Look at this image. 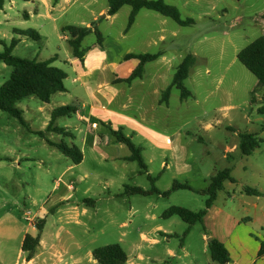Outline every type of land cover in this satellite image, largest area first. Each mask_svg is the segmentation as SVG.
<instances>
[{"label":"rangeland","instance_id":"374dc122","mask_svg":"<svg viewBox=\"0 0 264 264\" xmlns=\"http://www.w3.org/2000/svg\"><path fill=\"white\" fill-rule=\"evenodd\" d=\"M173 2L179 6L181 17L192 18L195 24L178 27L169 20L171 27L178 29L180 34L175 39L173 49L167 48V57L171 62L155 67L153 71L157 69L161 75L159 87L166 88L181 59L189 53L195 54L196 64L184 84L193 98L181 101L179 91L173 88L168 106L148 109L143 119L170 138L176 148L179 145L178 149L183 154H188L190 169L185 175H192L190 178L215 175L230 167L231 175L258 190L260 200L257 202L260 208L264 207V114L257 112L264 89L256 87V78L236 58L237 53L260 34V30L251 21L264 12V0ZM106 6V0H70L52 11L37 0H11L0 9V52L3 51V44L9 45L13 38L20 39L12 50V56L44 61L56 55L57 60L52 65L63 69L69 77L64 82L69 93H57L50 98L49 103H43L35 96L16 103L15 108L21 112L27 127L8 113L0 111V253L10 257L6 264L13 263L20 249L22 234L24 230L30 229L29 221L26 220L27 212L29 218H35L41 212L39 210L47 212L61 198L68 200L71 207L76 204L81 207L83 199H92L97 207V222L91 223L89 232L84 233L72 224L66 225L68 232L62 236L61 248L65 264H70L72 257H78L86 264L90 248L111 244L121 245L129 260L135 257L134 262L137 264H175L167 256V251L171 249L178 252L182 240L186 242L189 258L207 264L210 254L208 249L203 253L202 226L199 223L193 225L190 234L186 236L184 233L188 226L178 217H173L171 222L158 218L156 224L140 219L150 205L155 206V214L162 213L170 206L191 211L201 210L204 208L205 196L189 190H178L167 197H158L156 193L147 196L123 195L124 188L120 187L116 178V175H126L123 183L128 187L138 186L150 190L154 186L169 190L170 175H177L180 164L164 145L154 146L138 136L132 141L141 148L140 154L149 175H164L159 183L153 185L136 162L113 159L103 161L101 156L104 155L92 153L89 147L84 146V161L79 166L73 165L56 148L49 146L44 137L33 133L45 129L55 108L71 104L78 108L81 106V103L75 102V98L83 94L82 88L79 83H72V71L66 62L72 55L71 48L67 43L68 34L62 29L69 25L85 26L96 16L99 19L97 28L102 35L114 36L120 28L126 27L131 7L125 6L111 23L100 18L103 14L97 15ZM17 30L36 31L41 39L20 36L15 34ZM95 41L96 36L91 33L84 39L83 47L92 48L90 46L95 45ZM130 63L123 62L118 73L122 75ZM12 71L13 67L0 61V86L9 79ZM254 89L255 95L252 94ZM130 93L134 94L133 90ZM123 97L120 94L118 99ZM131 98L129 114H136V100L133 96ZM252 98L254 102H251ZM75 123L77 121L73 116L57 120L59 126L73 134V139L62 140V137L54 133L45 136L55 143L62 140L69 146L71 143L79 146L85 126H79L81 130L78 131L75 130ZM100 129L103 128L100 126ZM102 133L105 134V131ZM247 133L257 134L258 139H261L260 147L248 157H237L233 161L230 157L225 159L224 149L239 141V134ZM151 140L157 141L156 138ZM108 141L110 146L119 147V150L116 149L118 156L130 153L127 146L116 142L110 133L104 138V142ZM93 175H99V179L93 180ZM103 175L115 176L109 187L104 186ZM68 185L72 186L71 190L67 188ZM191 186L198 191L203 188L198 179L193 180ZM235 192V205L240 203V198L249 199L245 194L239 197L237 190ZM117 193L120 194L118 197H109ZM223 198L221 194L218 203L230 208L228 199L224 201ZM64 208L61 207V211ZM250 211L252 215L253 210ZM157 224L177 236L167 238V242L155 232ZM261 227L264 229L261 220L250 227L251 235L257 241L261 239ZM153 239H157L158 243L153 244Z\"/></svg>","mask_w":264,"mask_h":264},{"label":"crops","instance_id":"0c3cea01","mask_svg":"<svg viewBox=\"0 0 264 264\" xmlns=\"http://www.w3.org/2000/svg\"><path fill=\"white\" fill-rule=\"evenodd\" d=\"M10 1L11 0L6 2ZM37 1L40 4H44L47 9H52V11L59 7L62 3L70 2V0H58L57 3L53 5V0ZM164 1L165 3L174 5L179 9V6L175 2H173L176 0ZM125 6L121 7L115 15L109 17L106 16V12L108 9L107 4V6L105 8H102L97 15L103 14L101 17H104L105 21H109L112 23L118 16L119 12L123 10ZM263 14L264 12L259 14L258 16H255L251 21V24L260 30L259 36L264 33ZM95 20H97V18L96 16H93L92 22ZM169 20L173 21L172 19L165 17L155 11L141 9L137 13L135 21L128 31H125L126 27H124L120 28L114 36H111L110 34H106L105 36L102 35L103 49H98L95 45L90 46L92 48L83 47V40L82 48L86 49L87 51L83 56V61L81 62L73 58L72 55L66 60L67 64L70 66V69L72 71V83H79V86L82 88L83 94L80 96V98H75V102L81 103V106L78 108V106L74 104L69 105L75 108V113L61 118H69L73 116L77 121V123H75V130L80 131L81 127H83L81 125L85 126V129H82L83 136L81 145L76 146L75 144L71 143V145H74L80 149L82 153L81 163L84 161V146L89 147L92 153L95 152L97 155H104L101 156V160L103 161L109 159H113L114 161H127L126 159L130 155V153L124 154L123 157H120L117 155L116 151V149L119 150V147L116 148L112 144L110 146V144H108L110 143L109 141L104 142L105 135L107 137L108 133L111 134V130H117L121 128L122 132L126 136H129L132 141L136 136H138L142 137L149 144H155L157 147H161L160 145H164L166 149L171 152L172 156L177 157L180 164V171L177 173V175H170L171 178L168 182L171 183V186L174 182L180 184H187L193 189V191L198 192V190H196L194 186H191L192 181L198 179L199 183H201V186L203 185L202 190H205L208 186L210 177L213 175H198L197 178H195V176L194 178H190L192 175H185L189 172L190 169L187 162L188 154H183L178 149V147H180L179 145H177L176 148L170 138L165 136L163 132L159 133V130L157 131V128H154L152 125L148 124L147 121L144 120L145 118L143 119V116H146L148 114V109L153 110L157 107L160 108L162 106H168L166 104L159 103L161 92L165 88L159 87L158 82L160 81L161 75H159L157 69L153 71V68L158 67L160 65L164 66L167 65L168 62H171L167 57V48L170 50L173 49L172 46H174L175 39L180 33L178 29L171 27ZM90 24L91 23H86L85 26H89ZM169 45L171 46L167 47ZM144 53H161V55L156 60L147 62L144 66V72L142 77L133 80L130 85H127L123 82L114 83L116 79L127 78L138 64L137 59L125 60V56L127 54ZM193 55L195 56V54ZM123 62L131 63L129 64L128 69L124 71L121 75L118 73V69L120 66H122L121 64ZM68 79L69 77L67 74L65 81ZM65 88L66 91L60 93H69V88L67 86H65ZM132 90L134 94L130 93ZM120 94L124 96L122 99H118ZM131 96H133L136 100V114H129V110L132 107L131 105L133 100ZM84 99H87L88 102ZM56 125L59 126L57 124V121ZM100 126L101 128H103L102 130L100 129ZM65 130L67 134H69V137L67 138L73 139V134L67 128H65ZM103 131H105V134L102 133ZM50 133L52 132L45 133V135ZM152 138H156L157 141H152ZM62 140H64L63 137ZM238 143L239 141L235 142L232 146H227L224 149L223 157L225 159L230 157L233 161L237 157H248L241 154L238 148ZM106 150H110L111 152L107 153ZM112 150L114 152H112ZM228 153H232V155L236 153L237 155H233L234 157L230 155L228 156ZM80 164H77V166H79ZM161 166H163V163H161ZM166 167L168 168V164H166ZM229 169L230 176L235 179V182H223L222 188L217 191L216 198L212 206L208 209L202 221L199 222V224L202 226L203 253H205L206 249L209 250V241L212 239H216L217 241L222 243L225 249L227 250L228 262L226 264H264V257H258L259 241H257L256 238L251 235L250 229L251 225L254 222L261 220V222L264 223V207L260 208L259 203L257 202L260 200V195L256 196L245 194L243 192L244 187H249L251 189L255 188L250 187V184L242 180L241 178L235 175H231L232 170L230 167ZM144 173L146 174L145 176L154 178L153 185L159 183V181L164 176L153 175L154 177H152L148 173L147 166ZM116 176V178L119 180L120 187H126V185L123 183V181L126 179V175ZM92 179L98 180L99 175H93ZM114 180V175H103V182L105 184V187H109L111 183L114 182ZM67 188L71 190L72 186L68 185ZM138 188H141L145 191L148 190L142 187ZM156 189L159 192H165V190H162L160 188ZM236 190L240 195L239 197L245 194L249 199L240 198V203L238 205H235L234 198L236 197ZM221 194L224 197V201L226 198L228 199V202L230 203V208L224 207L218 203V199L220 198ZM110 195L111 196L109 197L114 198L118 197L120 194L117 193ZM156 195L158 197H161V195L159 194ZM80 206L81 207L76 204L74 207H71L68 200H64V198H61V200L57 204L50 207L47 212L44 210H39L41 212H38V214L41 213V218H39L40 214H37L35 218H29V213L27 212L26 220L27 218L29 219L27 221H29L28 226L30 229L24 230L22 234V239L26 234L35 236L37 234V221L40 219L45 220V224L39 238V248L36 255L31 260L27 261L25 252L21 250V241L20 249L18 250L16 258L13 259L12 264H65L66 262L63 261L64 253L61 248L62 236L64 233L68 232L66 225H75L79 227L82 231H84V233H87L89 232L91 223L97 222V207L95 201L93 204H85L82 202ZM61 207H65L63 211H61ZM234 207H237V209H234ZM154 209L155 206L152 207L150 205L147 211L144 212L143 215H141L142 218L140 217V219L143 221H150L151 223L154 222L156 224L159 222L158 218H160V220H163L164 222H171L170 220H172L173 217H177L171 216L169 218H163L162 213L166 209L163 210L162 213L157 214L153 212ZM79 210L80 212H78ZM250 210H253L252 215L250 214ZM57 213L61 216H58ZM55 215H57V217H55ZM122 225H124V223ZM154 228L155 232L158 233L159 236L165 238L167 242H169L167 238L177 236L176 233H171L166 227L161 224H157V226ZM191 228L192 226L190 227L188 234H190ZM261 229L263 233L264 229L262 227ZM141 237L144 239L143 234H141ZM260 237H262V234L260 235ZM208 239L210 240L208 241ZM152 243H158V240L153 239ZM92 250L93 248H90V251L87 252L88 260L86 264H96V261L93 260L91 255ZM167 253V256L170 257V259H172L175 264H200L198 261L195 260V258H189V251L184 240L181 241L178 252L168 249ZM8 258L10 257H6L0 253V264H6ZM138 258L141 259V257L139 256ZM70 259L72 260L70 264H83L81 259L78 257H72ZM134 260H136L135 257L129 260L127 256L126 263L137 264L136 262H134ZM207 264L220 263L212 260L211 255H209L207 259Z\"/></svg>","mask_w":264,"mask_h":264},{"label":"trees","instance_id":"16d2710c","mask_svg":"<svg viewBox=\"0 0 264 264\" xmlns=\"http://www.w3.org/2000/svg\"><path fill=\"white\" fill-rule=\"evenodd\" d=\"M9 0H0V9ZM28 2L30 0H22ZM58 0H53V5L57 3ZM108 4V9L106 16L115 15L121 7L127 5L131 7L130 14L128 16L127 25L125 31H128L133 25L136 15L141 9H147L155 11L165 17L172 19L180 27H189L195 24L192 18H182L179 9L174 6L165 3L164 0H106ZM105 16V17H106ZM264 17V14H263ZM101 19H104V17ZM99 19L91 22L89 26H65L62 31L68 34L67 43L72 51V57L83 61V56L85 55L86 49L82 48V41L89 34L94 33L96 36L95 46L98 49H103L102 33L97 28V22ZM15 34L20 36H25L32 38L34 40H40L41 37L36 31H15ZM20 39L13 38L9 45L3 44V51L0 52V61L7 66L13 67V71L7 81H5L0 86V111L6 112L12 117L16 118L19 123L27 127L21 112L15 108L17 102L24 98L35 96L43 103H49L52 95L60 92H65L66 88L64 86V81L67 77V73L59 68L53 66V62L56 61L57 56H53L44 61L27 60L12 56V50L19 43ZM161 53H144V54H127L125 60L137 59L138 64L130 73V75L125 79H116L114 83H125L130 85L135 79L141 78L144 72V66L147 62L156 60ZM236 58L240 64H242L253 76L256 78V87L264 89V33L252 40L248 45L242 48L236 55ZM196 63V57L193 54H187L173 74L171 83L161 92V97L159 99L160 104L169 103V98L171 90L175 88L179 91V98L181 101L193 98V94L185 87V81L189 77L191 68ZM256 89L252 91L254 94ZM255 95V94H254ZM255 97V96H253ZM255 99L252 98L251 102ZM260 106L257 109L259 114H264V94L260 98ZM75 113V108L73 106H62L55 108L51 112V118L44 129V131H33L34 134L44 137L46 143L56 148L61 154L69 159L72 164L77 165L82 161V153L80 149L74 145H67L64 141L59 143H54L45 137V133L52 132L55 133L63 139L69 137L65 128L56 125L57 119L68 116ZM112 136L115 137L117 142H120L127 146L130 151V155L127 157V161L136 162L144 171L146 170V165L140 154L141 150L135 146L130 139L122 132V129L111 130ZM238 148L242 155L249 156L256 149L260 147L261 139H258L257 134L247 133L239 134ZM151 179L153 183L154 178L147 177ZM224 181L235 182V179L230 176V169L225 168L215 175L210 177L208 186L205 190L198 191L201 195L205 196L204 208L199 211H191L189 209L171 206L162 213L163 218H169L171 216H177L184 223L187 224V230L184 235H186L191 226L202 221L203 217L206 215L208 209L212 206L217 191L222 188ZM178 190H189L193 189L187 184H180L174 182L169 190L165 192H159L154 186L148 191H145L138 187H124L123 195H142L147 196L153 193L159 194L161 196L167 197L170 193ZM243 192L247 195L259 196V192L255 189L249 187H244ZM85 204H93L94 200L84 199L82 201ZM45 224L44 219H40L36 223L37 234L31 236L26 234L21 243V250L26 254V260H31L37 253L39 248V238ZM259 241L258 257H264V230L262 237ZM209 253L212 260L219 262L220 264H226L228 262V253L222 243L216 239H212L208 243ZM93 260L96 264H125L127 256L123 248L119 244H111L101 247H96L91 252Z\"/></svg>","mask_w":264,"mask_h":264},{"label":"built area","instance_id":"2783aa9c","mask_svg":"<svg viewBox=\"0 0 264 264\" xmlns=\"http://www.w3.org/2000/svg\"><path fill=\"white\" fill-rule=\"evenodd\" d=\"M27 220H29V219L27 218Z\"/></svg>","mask_w":264,"mask_h":264},{"label":"water","instance_id":"95a60500","mask_svg":"<svg viewBox=\"0 0 264 264\" xmlns=\"http://www.w3.org/2000/svg\"><path fill=\"white\" fill-rule=\"evenodd\" d=\"M210 239H208V241H209Z\"/></svg>","mask_w":264,"mask_h":264}]
</instances>
